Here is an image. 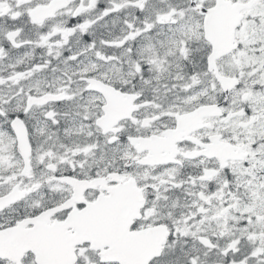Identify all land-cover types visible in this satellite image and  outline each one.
Masks as SVG:
<instances>
[{"label":"snow or ice","instance_id":"6c2138e0","mask_svg":"<svg viewBox=\"0 0 264 264\" xmlns=\"http://www.w3.org/2000/svg\"><path fill=\"white\" fill-rule=\"evenodd\" d=\"M0 264H264V0H0Z\"/></svg>","mask_w":264,"mask_h":264}]
</instances>
